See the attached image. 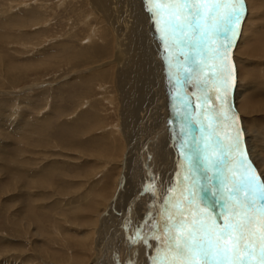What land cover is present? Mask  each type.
<instances>
[{
    "label": "rangeland",
    "instance_id": "1",
    "mask_svg": "<svg viewBox=\"0 0 264 264\" xmlns=\"http://www.w3.org/2000/svg\"><path fill=\"white\" fill-rule=\"evenodd\" d=\"M256 2L259 12L247 24L245 46L240 52L238 45L234 49L233 70L238 88L244 87L240 73L248 76L243 95L264 104V50L258 49H264V0ZM90 7V0H0V264H89L98 231L88 223L110 195L120 164L127 163V191L135 188L139 175L142 187L146 185L137 159L124 156L120 140V156L110 164L85 150L84 145L112 148L120 109L115 91L112 102L102 100L91 108L104 89L94 81L90 90L83 85L88 69L81 57L93 55L94 66L111 57L110 47L102 56L94 52L99 36L90 40L89 34L99 28L97 34L111 35L106 20ZM101 70L114 85L111 66ZM112 83L109 89L105 85L109 92ZM100 110L102 121L97 122ZM242 117L252 139L263 147L255 135L259 130L264 134V110ZM157 151L161 163L164 153ZM105 169L113 171L101 178ZM25 171L27 177L21 178ZM135 216L134 210L122 222L135 229ZM127 250L136 251L133 245Z\"/></svg>",
    "mask_w": 264,
    "mask_h": 264
},
{
    "label": "snow or ice",
    "instance_id": "2",
    "mask_svg": "<svg viewBox=\"0 0 264 264\" xmlns=\"http://www.w3.org/2000/svg\"><path fill=\"white\" fill-rule=\"evenodd\" d=\"M142 4L160 45L179 160L166 187L150 172L142 188L151 207L128 238L144 250L136 264H264V174L245 152L229 100L245 0Z\"/></svg>",
    "mask_w": 264,
    "mask_h": 264
},
{
    "label": "bare ground",
    "instance_id": "3",
    "mask_svg": "<svg viewBox=\"0 0 264 264\" xmlns=\"http://www.w3.org/2000/svg\"><path fill=\"white\" fill-rule=\"evenodd\" d=\"M90 2V10L95 11L106 20L111 38L107 39L102 30L97 34L99 28H95V31L89 34V39H93L96 35L99 36L95 40L99 41V43H96L94 52L98 51L100 52L99 55L102 56L110 47L111 57L109 60L94 66L92 65L96 62L94 56L85 57L83 55L81 57L83 58L82 62L85 64L83 68L88 69V74H85L89 75H86L87 79H85L83 85L90 90L94 81L97 86L99 85L100 88L104 89V91L100 92L102 95L97 99V104H92L90 100L91 108L97 105L100 106L102 100L103 104L106 99H110L112 102L113 96L111 94L115 91L118 93L117 103L120 105V109L119 112L116 111L118 114L116 121L118 122L114 127L117 137L111 140L112 148L97 144L98 149L93 150L95 145L91 147L84 145L85 150L90 155L104 157L105 162L110 164L114 158L120 156L119 146L117 145L120 140L125 146L124 156L127 153V157L130 156L137 159L139 169L145 174V183H149L148 174L151 172L155 174V183L160 185L161 181H163L166 187L169 177H173L174 180L173 174L178 171L179 157L173 147L169 132V121L171 119L169 89L165 79L164 64L158 52L160 45L155 40V34L151 28L148 15L144 11L142 0H90ZM257 3L256 0H245L246 13L241 22L240 34L231 53L233 68L235 67V61H233L234 49L238 45L240 52V49L245 46L247 24L250 23V17L259 12L256 10ZM14 23L17 29L21 26L17 21ZM262 48L258 47L259 50H264ZM90 52L93 53L92 50ZM239 52L237 56L240 57ZM107 66H111L114 85L109 79L107 72L101 70ZM240 74L239 84L245 87L248 76L243 72ZM109 81L112 83V92L108 91L111 86ZM105 85L108 89H105ZM243 88L234 87L229 100L236 110V114L239 117L238 124L244 133L242 139L245 152L253 166L258 170V173L264 174V145L262 147L257 142L255 143L254 139H252L254 136L251 131L244 127L243 122L245 119L242 117V114L246 117L249 113H253L254 110H264V104L254 102L252 97H245L241 91ZM189 90L191 91V89ZM90 102L87 99L86 104H88V107ZM83 103L81 101L80 105ZM101 111L99 113L95 112L94 117H97V122L102 121ZM87 113L88 111L86 110L81 116L86 117ZM91 124L92 122L89 125ZM89 125L87 128L91 129L92 125L91 127ZM96 127L99 128V125L96 124ZM255 136H257L258 141L260 140L264 144V134L260 130L257 131ZM158 148H161L164 153L161 163L158 159L160 152L157 151ZM166 148L169 153L168 159ZM133 149L136 150V153L131 156ZM160 164H162V167H160ZM120 165L117 178L116 180L114 179L112 184V190H109L110 195L104 198L101 205L102 208L97 210L98 214L95 221L91 218V222L88 223V225H94L98 231L96 241L89 248L92 253L89 264H126L128 261H131V264H136V261L144 255L143 249L139 253L137 251L133 254L128 253V246L132 245L127 241L123 242V238L131 237L132 233L130 230L132 231L134 228L131 229L122 221L129 217L130 212L135 210L136 216L132 223L134 225L140 224L145 213L150 210V196L144 195L142 191L140 175L136 177L137 184L135 188L127 191V183L129 181L126 170L127 163L122 162ZM106 166L109 167L110 165ZM107 170L113 171L112 169L103 170L104 174L101 178L106 176ZM28 173V171H25V173H21L24 176L20 174V177H27L25 174ZM97 174L98 172L94 174L93 179ZM122 190L123 192H121ZM158 192H160V195L155 200H152L151 204H159L162 190ZM120 193L121 196H119ZM136 220L137 223L135 222Z\"/></svg>",
    "mask_w": 264,
    "mask_h": 264
}]
</instances>
